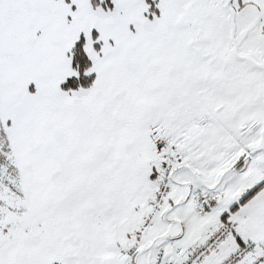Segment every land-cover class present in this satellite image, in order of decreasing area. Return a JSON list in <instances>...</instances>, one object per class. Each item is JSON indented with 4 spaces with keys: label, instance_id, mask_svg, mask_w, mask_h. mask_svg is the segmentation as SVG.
Returning a JSON list of instances; mask_svg holds the SVG:
<instances>
[{
    "label": "snow or ice",
    "instance_id": "obj_1",
    "mask_svg": "<svg viewBox=\"0 0 264 264\" xmlns=\"http://www.w3.org/2000/svg\"><path fill=\"white\" fill-rule=\"evenodd\" d=\"M0 264H264V0H0Z\"/></svg>",
    "mask_w": 264,
    "mask_h": 264
}]
</instances>
